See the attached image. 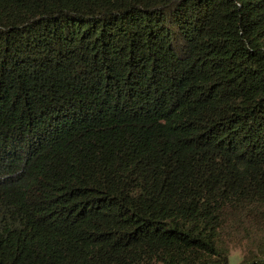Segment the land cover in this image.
Wrapping results in <instances>:
<instances>
[{
	"label": "trees",
	"instance_id": "16d2710c",
	"mask_svg": "<svg viewBox=\"0 0 264 264\" xmlns=\"http://www.w3.org/2000/svg\"><path fill=\"white\" fill-rule=\"evenodd\" d=\"M0 264H264V0H0Z\"/></svg>",
	"mask_w": 264,
	"mask_h": 264
},
{
	"label": "rangeland",
	"instance_id": "374dc122",
	"mask_svg": "<svg viewBox=\"0 0 264 264\" xmlns=\"http://www.w3.org/2000/svg\"><path fill=\"white\" fill-rule=\"evenodd\" d=\"M230 253L232 263L238 262L241 256V251L239 249L232 248Z\"/></svg>",
	"mask_w": 264,
	"mask_h": 264
}]
</instances>
